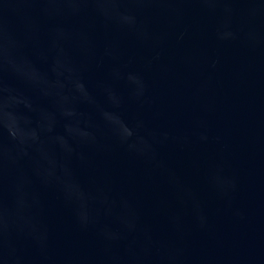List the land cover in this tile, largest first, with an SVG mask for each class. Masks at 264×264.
Masks as SVG:
<instances>
[{"label":"water","instance_id":"95a60500","mask_svg":"<svg viewBox=\"0 0 264 264\" xmlns=\"http://www.w3.org/2000/svg\"><path fill=\"white\" fill-rule=\"evenodd\" d=\"M0 264H264V0H0Z\"/></svg>","mask_w":264,"mask_h":264},{"label":"clouds","instance_id":"9594fccd","mask_svg":"<svg viewBox=\"0 0 264 264\" xmlns=\"http://www.w3.org/2000/svg\"><path fill=\"white\" fill-rule=\"evenodd\" d=\"M105 119L120 143L126 145L130 151L136 152L137 141L140 139L139 129L141 126L139 124L129 126L119 119L114 121L107 114H105Z\"/></svg>","mask_w":264,"mask_h":264}]
</instances>
